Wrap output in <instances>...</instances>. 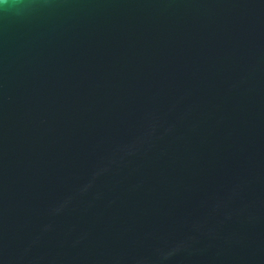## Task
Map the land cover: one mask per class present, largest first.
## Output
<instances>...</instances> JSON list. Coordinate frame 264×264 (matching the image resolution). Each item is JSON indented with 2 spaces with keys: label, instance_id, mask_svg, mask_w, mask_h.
I'll return each mask as SVG.
<instances>
[{
  "label": "water",
  "instance_id": "obj_1",
  "mask_svg": "<svg viewBox=\"0 0 264 264\" xmlns=\"http://www.w3.org/2000/svg\"><path fill=\"white\" fill-rule=\"evenodd\" d=\"M0 264H264V0H0Z\"/></svg>",
  "mask_w": 264,
  "mask_h": 264
},
{
  "label": "clouds",
  "instance_id": "obj_2",
  "mask_svg": "<svg viewBox=\"0 0 264 264\" xmlns=\"http://www.w3.org/2000/svg\"><path fill=\"white\" fill-rule=\"evenodd\" d=\"M4 3H7V0H3Z\"/></svg>",
  "mask_w": 264,
  "mask_h": 264
}]
</instances>
